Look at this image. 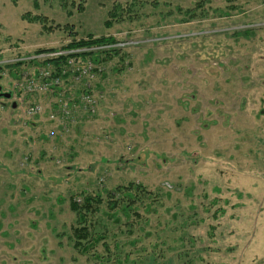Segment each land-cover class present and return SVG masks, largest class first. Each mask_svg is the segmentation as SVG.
I'll return each mask as SVG.
<instances>
[{
	"label": "rangeland",
	"instance_id": "obj_1",
	"mask_svg": "<svg viewBox=\"0 0 264 264\" xmlns=\"http://www.w3.org/2000/svg\"><path fill=\"white\" fill-rule=\"evenodd\" d=\"M131 1L0 0V264H99L74 247L71 196L129 182L157 200L97 214L105 264H264V0H137L130 18ZM201 1L208 15L182 22ZM89 34L124 59L68 81L104 97L64 130L50 98L15 94L9 64Z\"/></svg>",
	"mask_w": 264,
	"mask_h": 264
},
{
	"label": "trees",
	"instance_id": "obj_2",
	"mask_svg": "<svg viewBox=\"0 0 264 264\" xmlns=\"http://www.w3.org/2000/svg\"><path fill=\"white\" fill-rule=\"evenodd\" d=\"M139 4L140 3L137 0L131 1L126 10L127 13L129 12L128 16L130 18H132L131 16H134L133 8L137 5L139 6ZM230 8L234 9L236 6L231 5ZM176 9L178 12L183 14V17L181 18L182 22H190L195 19H204L208 15V9L205 7V3L202 1L197 2L194 7L184 9L180 6H177ZM229 9H226V15H228ZM122 10L123 8L120 6L119 9L110 12L111 16H113L115 19H118L119 16L122 17L124 15ZM120 11L122 13H120ZM32 19L34 21H41L39 16H34ZM251 33L252 32L247 29L240 34L249 36ZM96 47H98V49H94ZM61 49H86V51L80 52L78 54L61 55L51 58L45 61L44 64L52 62L55 67L60 70V68L63 65H66L69 59L74 55L81 57L83 60H91L98 64L107 62L117 56L121 57L123 60L125 54L124 47L121 45V41L116 37H94L91 34L83 38L73 37L70 42L58 49L42 48L38 49L35 53H44ZM20 64L22 65V63H19V66L16 64L15 66L18 67H13L12 69L20 68ZM24 64L28 65L29 61H25ZM9 65L12 67L14 64ZM12 69L10 68V70ZM80 92L81 90H78L77 94ZM156 198L157 197H155L154 192L148 190L143 184L135 182H129L125 185H118L113 189H105L103 191L101 190L91 192L82 190L77 195H72L70 208L76 213V224L72 227L74 247L82 254L93 255L99 260V264H105L103 259H105V261L112 259V254H110V249L106 242H104L103 245L105 250L108 252L107 258L95 251L97 245L100 244L106 237L103 232H98L96 230L95 224H99V222L96 220L97 214H99L103 210L104 206H106L113 212L112 214H109V217L111 218L117 217V213L119 214V212H122L128 219L131 218L130 216L132 213L135 214L136 217L141 218L142 215L139 209L143 207L146 211L151 210L153 208L154 201L157 200ZM116 260L117 257L114 261Z\"/></svg>",
	"mask_w": 264,
	"mask_h": 264
},
{
	"label": "built area",
	"instance_id": "obj_3",
	"mask_svg": "<svg viewBox=\"0 0 264 264\" xmlns=\"http://www.w3.org/2000/svg\"><path fill=\"white\" fill-rule=\"evenodd\" d=\"M118 45V43H117ZM121 45H124L121 43ZM102 48V47H100ZM98 49V47L94 48ZM86 49H70V50H55L44 53H35L30 55H22L18 59H14L10 64H20L18 68V76L14 78L12 89L15 94L22 96L39 95L50 98L49 115L52 120L58 117L63 120V129H69L72 126L67 123L72 117L74 107H83L87 115H92L97 112L99 100L93 93L90 87V81L85 82V87H79L69 84L68 81L76 79L77 82H82L83 79L91 80L97 73H102L104 67L101 64H96L91 60H83L81 57L73 56L69 59L66 65H63L60 70L55 67L52 62L46 64L45 61L61 55L78 54ZM29 61L28 65L24 62ZM101 65V66H100ZM15 66V67H18ZM58 70V71H57ZM68 86V87H67ZM78 90H81L77 94ZM104 97L101 94H97ZM96 95V96H97ZM38 97V96H37ZM42 108V103L39 100L31 102L28 106V113H39ZM41 113V112H40ZM70 120V119H69Z\"/></svg>",
	"mask_w": 264,
	"mask_h": 264
},
{
	"label": "flooded vegetation",
	"instance_id": "obj_4",
	"mask_svg": "<svg viewBox=\"0 0 264 264\" xmlns=\"http://www.w3.org/2000/svg\"><path fill=\"white\" fill-rule=\"evenodd\" d=\"M2 79H3V74L0 73V83H1ZM0 93H6V91L4 90L3 87H1V89H0ZM7 99H9V97H8Z\"/></svg>",
	"mask_w": 264,
	"mask_h": 264
},
{
	"label": "crops",
	"instance_id": "obj_5",
	"mask_svg": "<svg viewBox=\"0 0 264 264\" xmlns=\"http://www.w3.org/2000/svg\"><path fill=\"white\" fill-rule=\"evenodd\" d=\"M262 60H264V58L262 59ZM263 61H261V63H262ZM263 64V63H262ZM261 70H262V74L264 75V67H263V65H262V67H261Z\"/></svg>",
	"mask_w": 264,
	"mask_h": 264
},
{
	"label": "water",
	"instance_id": "obj_6",
	"mask_svg": "<svg viewBox=\"0 0 264 264\" xmlns=\"http://www.w3.org/2000/svg\"><path fill=\"white\" fill-rule=\"evenodd\" d=\"M0 89H1V86H0ZM9 96H10V94H7V95H6V97H9Z\"/></svg>",
	"mask_w": 264,
	"mask_h": 264
}]
</instances>
